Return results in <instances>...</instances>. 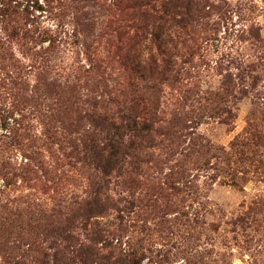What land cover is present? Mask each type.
Instances as JSON below:
<instances>
[{"label":"rangeland","instance_id":"1","mask_svg":"<svg viewBox=\"0 0 264 264\" xmlns=\"http://www.w3.org/2000/svg\"><path fill=\"white\" fill-rule=\"evenodd\" d=\"M147 1L0 0V264H53L70 217L88 243L104 180L135 200L117 237L135 264H264V0H152L174 63L140 79L124 55L141 20L120 26ZM135 108L152 136L126 187L92 149Z\"/></svg>","mask_w":264,"mask_h":264},{"label":"trees","instance_id":"2","mask_svg":"<svg viewBox=\"0 0 264 264\" xmlns=\"http://www.w3.org/2000/svg\"><path fill=\"white\" fill-rule=\"evenodd\" d=\"M137 16L141 20V24L137 27V35L129 38L130 50L124 57H129L127 60L134 59L137 68H142L141 74L137 71L136 73L141 75L140 79H143L144 72L151 73L156 70L152 67L158 64V56L162 57L161 68L163 71L171 67L174 63L173 49L176 48V39L170 33L161 32L164 16L161 11L157 10L152 0L146 2L145 11L134 10L133 15L122 21L123 25L120 27L133 24ZM151 45H156L157 53H152ZM137 68L135 70H138ZM136 110L137 108L131 109L130 114L119 115L115 119L106 116V130L108 136L112 135V137H107L106 143L96 145L92 149L95 159L98 160L97 166L104 175L109 174L112 169L125 170L128 180L122 181V183L126 187L135 184L132 175L135 167L129 161L136 158L139 152L144 151L146 142L152 136L150 122L153 120V116L151 115L150 122L146 120L140 122V116L134 115L137 113ZM140 114H144V110ZM149 114L146 112V115ZM128 164L130 166L127 169L125 167ZM130 168L132 169L130 170ZM110 183L109 180L95 183V194L91 195L85 203L86 208L81 216L80 228L85 231L83 234L88 243H84L75 233L76 226L72 222L74 217L66 219L63 233L59 235L61 238L58 239L59 245L51 247L54 249L53 264H60L59 262L62 264H135V257L139 253V249L135 247L132 251L123 250L121 241L117 239L118 236L121 237V233L126 235L124 232L129 228L126 213L132 212V210H127L136 206L135 200L120 198L115 201L105 195L103 189L107 188ZM120 204L123 205L122 209ZM109 210H114L115 213L109 214ZM133 213L135 214V212ZM107 216H110L111 220L103 222L97 219H104ZM128 245L132 246L133 244L129 242ZM140 246L142 245L140 244ZM34 264H47L45 255L41 261Z\"/></svg>","mask_w":264,"mask_h":264}]
</instances>
